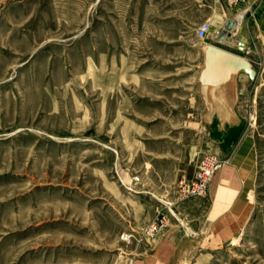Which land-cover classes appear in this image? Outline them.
Returning a JSON list of instances; mask_svg holds the SVG:
<instances>
[{"label":"rangeland","instance_id":"rangeland-1","mask_svg":"<svg viewBox=\"0 0 264 264\" xmlns=\"http://www.w3.org/2000/svg\"><path fill=\"white\" fill-rule=\"evenodd\" d=\"M203 23L189 0H0V264H135L156 211L132 223L134 178L159 169L171 199L205 153L213 178L231 166L242 139L241 197L216 223L208 191L188 200H204L205 228L180 264H264V48L238 83L240 131L213 144L195 86Z\"/></svg>","mask_w":264,"mask_h":264},{"label":"crops","instance_id":"crops-1","mask_svg":"<svg viewBox=\"0 0 264 264\" xmlns=\"http://www.w3.org/2000/svg\"><path fill=\"white\" fill-rule=\"evenodd\" d=\"M189 1L196 6L197 13L200 14V19L203 22L207 21L211 24L213 22L222 29L229 19L235 22L230 37L218 43V47L238 54L250 63L252 55L253 57L256 56L252 54L253 49L255 47L264 48V0H242L236 6H230L223 0ZM240 47L243 49L242 51L239 49ZM196 89L203 111L201 113L202 121L205 106L197 86ZM214 122L212 127L215 130L206 127L207 137L209 140L211 139L210 142L216 144V141L219 140L233 144L232 140L240 131V128H236L239 125L223 131L218 127V120L214 119ZM235 144L230 147V150H234L231 157L232 165L222 168L213 178L208 189V197H211L212 203L206 218L213 223L218 222L234 206L236 200L239 201L243 192L244 178L241 175L247 173V169H243L245 166L243 159L250 151V141L242 139L236 150ZM245 167L247 168V166ZM238 168H242V173ZM158 170L154 168L149 172L143 171L137 175L138 180L136 182L132 181L135 189L139 191L137 200L130 202L133 207L138 209L137 218L132 220L138 229L150 222L157 207L170 201L168 195L171 194V183H165L166 178L162 177ZM182 177L186 178L185 176ZM240 201L242 202V200ZM203 202L204 200L197 199L178 206L176 221H173L165 232L153 240L147 238L145 239L146 243L138 246V258L135 264H180L182 262L180 261L181 256L188 254V242L194 237H200L204 232L202 230L205 228L202 211ZM237 203L238 206H242L239 202ZM189 230L192 233H189Z\"/></svg>","mask_w":264,"mask_h":264},{"label":"water","instance_id":"water-1","mask_svg":"<svg viewBox=\"0 0 264 264\" xmlns=\"http://www.w3.org/2000/svg\"><path fill=\"white\" fill-rule=\"evenodd\" d=\"M234 26L235 22L229 19L218 41L223 42L230 37ZM239 49L243 50L241 47ZM240 74L252 82L256 78L252 64L242 56L215 45H207L203 49V61L195 84L205 106L202 121L207 127L212 128L214 119L218 120V127L223 131L241 124L236 112Z\"/></svg>","mask_w":264,"mask_h":264},{"label":"built area","instance_id":"built-area-1","mask_svg":"<svg viewBox=\"0 0 264 264\" xmlns=\"http://www.w3.org/2000/svg\"><path fill=\"white\" fill-rule=\"evenodd\" d=\"M230 6L238 5L242 0H223ZM222 28L215 31L212 29L210 22H204L195 31V40L198 42H207V45H215L220 43L218 38ZM206 45V46H207ZM221 160L216 153H205L199 160L197 169L193 177L188 180L181 178L175 185L173 197L169 202L162 204L156 209V214L152 222L145 228L144 234L146 237L153 239L165 232L169 226V215H174L173 209L188 200L200 198L206 195L213 175L220 168ZM134 180H138L137 177ZM129 189V188H127ZM130 263H132L130 261Z\"/></svg>","mask_w":264,"mask_h":264},{"label":"bare ground","instance_id":"bare-ground-1","mask_svg":"<svg viewBox=\"0 0 264 264\" xmlns=\"http://www.w3.org/2000/svg\"><path fill=\"white\" fill-rule=\"evenodd\" d=\"M228 38H229V37H228ZM220 43H221V42H220ZM241 76H243V77H247V76H245L244 74H240L239 79H240ZM239 79H238V83H239Z\"/></svg>","mask_w":264,"mask_h":264}]
</instances>
